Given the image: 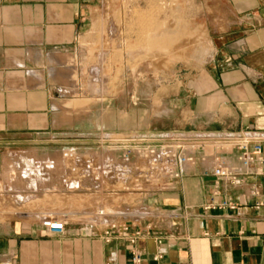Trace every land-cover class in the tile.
<instances>
[{
  "label": "crops",
  "instance_id": "0c3cea01",
  "mask_svg": "<svg viewBox=\"0 0 264 264\" xmlns=\"http://www.w3.org/2000/svg\"><path fill=\"white\" fill-rule=\"evenodd\" d=\"M90 1L0 0L2 178L9 149L50 131L55 77L65 76L66 59L76 54ZM205 2L210 52L188 82L179 130L195 140L242 131L264 135V0ZM217 159L235 184L212 177ZM192 164L172 191L142 203L160 239L135 245L142 264H264V166L242 168L235 151L210 148L197 151ZM11 192L0 180V210L12 207ZM211 199L235 208L206 209ZM26 217L1 219L9 221L0 223V264H130L129 246L104 243L103 230L92 224L67 223L52 236L40 219Z\"/></svg>",
  "mask_w": 264,
  "mask_h": 264
},
{
  "label": "rangeland",
  "instance_id": "374dc122",
  "mask_svg": "<svg viewBox=\"0 0 264 264\" xmlns=\"http://www.w3.org/2000/svg\"><path fill=\"white\" fill-rule=\"evenodd\" d=\"M88 4L87 26L76 54L66 59L65 76L55 77L50 131L22 149L8 150L6 176L0 180L10 183L12 207L0 210V220L67 216L69 224L90 223L102 230L104 219L91 215L96 209L130 205L140 198L120 201L109 193L115 190L112 175L98 180L94 175L98 173L87 171V161L104 153L107 159L114 155L99 149V136L153 140L189 136L187 130H179L177 119L187 101L188 82L203 69L210 52L203 24L210 4L205 0ZM156 38L168 44L154 48ZM5 221L9 220L0 223Z\"/></svg>",
  "mask_w": 264,
  "mask_h": 264
},
{
  "label": "built area",
  "instance_id": "2783aa9c",
  "mask_svg": "<svg viewBox=\"0 0 264 264\" xmlns=\"http://www.w3.org/2000/svg\"><path fill=\"white\" fill-rule=\"evenodd\" d=\"M155 140L99 136V149L110 153V156L114 155L111 158L108 155L107 159L104 153L86 162L87 171L91 174L98 173L94 174L98 180L112 175V186L115 190L109 193L120 201L130 196L133 199L140 198L130 205L117 203L115 207H101L91 214L104 219L101 236L104 243L119 241L129 246L130 264H142L139 252L134 249L139 241L145 238L154 239L158 243L160 241L154 236V226L148 222L152 213L143 211L141 201L137 202L160 192L171 191L172 184L182 179L186 167L193 165V156L197 151L206 148L219 153L233 150L237 153L242 168L264 166V135L258 133L242 131L238 134L200 137L196 140L189 136ZM215 163L212 177L235 184L236 177L224 160L217 159ZM216 208L230 210L235 206L224 201L214 205L211 199L206 209ZM66 219L67 216L45 215L40 219V225L48 235L59 236L65 229ZM144 222L146 223L142 226ZM159 260L160 256L153 258L155 263Z\"/></svg>",
  "mask_w": 264,
  "mask_h": 264
},
{
  "label": "bare ground",
  "instance_id": "6f19581e",
  "mask_svg": "<svg viewBox=\"0 0 264 264\" xmlns=\"http://www.w3.org/2000/svg\"><path fill=\"white\" fill-rule=\"evenodd\" d=\"M172 31H173V30H172ZM154 36H155V34H154ZM155 37H157V36H155ZM158 39H159V38H158ZM156 40H157V38H156ZM156 40H154V41H156ZM171 41H172V40H170L169 42L172 43ZM170 43H169V44H170ZM166 44H168V43L166 42V40H162V39H160V40H157V41H156V44H155V45H154V43H153V45H154L153 47H154V48H155V47H158V46H159V47H160V46H163V47H164V45H166ZM154 48H153V49H154ZM153 49H152V50H153ZM156 50H157V49H156ZM8 176H9V175H8Z\"/></svg>",
  "mask_w": 264,
  "mask_h": 264
}]
</instances>
